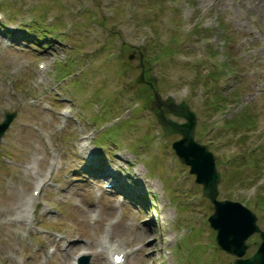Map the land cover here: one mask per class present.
<instances>
[{
    "label": "rangeland",
    "instance_id": "rangeland-1",
    "mask_svg": "<svg viewBox=\"0 0 264 264\" xmlns=\"http://www.w3.org/2000/svg\"><path fill=\"white\" fill-rule=\"evenodd\" d=\"M0 15V123L15 112L0 139V264H65L81 249L88 264H107L111 243L132 251L123 264H232L207 223L211 203L173 155L179 135L161 132L147 105L152 89L135 82L139 62L161 98L185 100L196 114L195 138L221 161L218 198L245 204L264 231V0H0ZM23 25L55 36L27 41ZM197 67L219 78L205 87ZM214 95L224 110L207 107ZM69 106L64 119L58 111ZM243 110L253 125L234 133L223 121ZM89 131L91 155L80 154ZM231 154L252 157L259 174L242 165L236 181L222 178L235 168ZM93 161L100 177L89 173ZM45 168L53 174L28 224L23 209ZM259 242L249 236L244 257Z\"/></svg>",
    "mask_w": 264,
    "mask_h": 264
},
{
    "label": "water",
    "instance_id": "water-1",
    "mask_svg": "<svg viewBox=\"0 0 264 264\" xmlns=\"http://www.w3.org/2000/svg\"><path fill=\"white\" fill-rule=\"evenodd\" d=\"M143 72L136 78V82H143ZM156 83L154 77H150ZM151 85V83H149ZM149 109L155 111L157 123L164 134H178L179 139L172 142L171 147L184 165L189 166V172L195 175V183L201 185V193L212 205V212L207 221L215 231L214 240L218 249L235 256L233 264H264V231L256 225L254 213L245 205L235 200L217 199V185L219 171L215 166V157L206 144H201L194 138L196 125L195 113L189 109L184 101L175 103L168 96L161 99L156 90L149 101ZM183 119L178 123L166 117V114ZM13 114L7 115L0 125V135L7 126ZM258 233L261 239L257 250L247 258H241L248 245L245 240L253 233Z\"/></svg>",
    "mask_w": 264,
    "mask_h": 264
},
{
    "label": "trees",
    "instance_id": "trees-1",
    "mask_svg": "<svg viewBox=\"0 0 264 264\" xmlns=\"http://www.w3.org/2000/svg\"><path fill=\"white\" fill-rule=\"evenodd\" d=\"M194 28V27H193ZM190 34H195V38H198L200 37V33L195 30V28L190 32ZM173 38L175 39L174 41L173 40H169V42H172L173 43V46L174 48L171 49V52L172 54L174 52H176L175 48L176 46H178V34H172ZM182 52H185L186 50L182 49ZM209 52L210 54L213 55V51H210V48H209ZM222 65L225 66L226 65V62H222ZM199 67H200V64H199ZM197 74H199V77H195L194 79L197 80V81H202L204 84L202 85H206L205 87H208L207 84H212V80L213 79L214 81L216 79L219 78V73L213 69L211 71H208L207 73L203 74L200 70L199 72V68L197 67V70H196ZM201 74V75H200ZM211 99L207 105V107L210 108L211 111L215 112V111H218V110H224L225 108V105H226V102H225V98H221L217 95H214V96H211ZM204 113H206L208 110L207 108L205 107L204 108ZM239 115V114H238ZM224 125L231 128V131H235L234 133L237 132V129L238 128H241V129H248L250 128V126L253 125V122H254V117L250 116L249 113L245 112V110L242 111V113L236 117V118H232V119H224ZM243 136L239 138V140H243ZM245 156V155H244ZM243 154H231L230 155V159L228 160V164H231V165H235V168L234 169H230V168H227L226 170H224L222 172V178H229L233 181H236L237 180V170L242 166V165H247V166H250L252 169H253V173L254 174H259V172L255 171V168H256V162H253L254 160L250 161L248 159L252 158V157H247L245 156L244 157ZM247 158L246 161H244L245 159H239V158ZM227 163V162H226ZM218 164L220 165L221 164V161H218ZM227 165V164H226ZM261 197H259V199H256L259 201V203L261 204V206H263V200L260 199Z\"/></svg>",
    "mask_w": 264,
    "mask_h": 264
},
{
    "label": "bare ground",
    "instance_id": "bare-ground-1",
    "mask_svg": "<svg viewBox=\"0 0 264 264\" xmlns=\"http://www.w3.org/2000/svg\"><path fill=\"white\" fill-rule=\"evenodd\" d=\"M91 155V154H90ZM90 161V160H89ZM92 163V162H91ZM129 166V165H128ZM30 170H32V169H30ZM109 171V170H108ZM32 172H33V170H32ZM37 172V171H36ZM136 172H137V170H136ZM94 174V173H93ZM97 174V173H96ZM138 174V173H137ZM38 175V174H37ZM89 175V174H88ZM154 210V209H153ZM24 213V212H23ZM26 216H28L30 213H29V211H26ZM156 214V213H155ZM19 216H20V214H19ZM23 217V216H22ZM151 219V218H150ZM163 219H165V218H163ZM152 222V221H151ZM150 223V222H149ZM31 224V223H30ZM152 226V225H151ZM150 230V229H149ZM135 232V231H134ZM144 232V231H143ZM146 232V231H145ZM143 234V233H142ZM145 234V233H144ZM147 235V234H146ZM145 236V235H144ZM137 238H139V237H137ZM136 238V239H137ZM142 238H144V237H142ZM146 238V237H145ZM138 240V239H137ZM118 245V244H117ZM108 250H109V252L110 251H115V250H117V246L116 245H114V244H112L110 247H108L107 248ZM118 252H122V250H120V251H118ZM130 253L129 252H125L124 253V255L127 257V255H129ZM112 256V255H111ZM112 264V263H111Z\"/></svg>",
    "mask_w": 264,
    "mask_h": 264
}]
</instances>
